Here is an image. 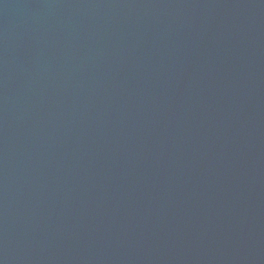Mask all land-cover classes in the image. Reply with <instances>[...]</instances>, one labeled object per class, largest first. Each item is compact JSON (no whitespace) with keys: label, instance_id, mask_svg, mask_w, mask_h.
<instances>
[{"label":"water","instance_id":"water-1","mask_svg":"<svg viewBox=\"0 0 264 264\" xmlns=\"http://www.w3.org/2000/svg\"><path fill=\"white\" fill-rule=\"evenodd\" d=\"M0 264H264V0H0Z\"/></svg>","mask_w":264,"mask_h":264}]
</instances>
